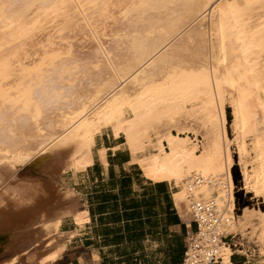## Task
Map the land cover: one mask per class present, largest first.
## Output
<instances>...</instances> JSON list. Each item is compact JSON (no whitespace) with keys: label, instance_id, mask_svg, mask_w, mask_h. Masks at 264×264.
<instances>
[{"label":"bare ground","instance_id":"1","mask_svg":"<svg viewBox=\"0 0 264 264\" xmlns=\"http://www.w3.org/2000/svg\"><path fill=\"white\" fill-rule=\"evenodd\" d=\"M256 10L264 0H0V164H31L55 180L5 183L0 173V252L28 235L38 244L29 264L56 262L63 244L36 230L72 207L56 180L93 165L102 132L124 140L145 180L171 186L186 226L196 205L211 208L217 232L236 247L252 210L234 213L231 147L242 190L264 201V14L253 24ZM182 115L208 126L203 149L169 138L168 151L158 142L145 154L153 126ZM106 152L98 149L103 167ZM254 212L264 260V212ZM88 221L81 211L77 229ZM231 249L220 247L218 264H230Z\"/></svg>","mask_w":264,"mask_h":264},{"label":"rangeland","instance_id":"2","mask_svg":"<svg viewBox=\"0 0 264 264\" xmlns=\"http://www.w3.org/2000/svg\"><path fill=\"white\" fill-rule=\"evenodd\" d=\"M259 11L260 10H256V11L252 12L250 15V17H251L250 19H251V22L253 24H257V22L260 21V17L264 14L263 11H260V12ZM261 63L264 64V54H263V58L261 60ZM263 81H264V77H263ZM180 118L178 119V121L174 122L172 125H168L165 123H163V125H162V123H160V124H157L156 126H153V128L151 130L152 132H149V136L151 139L148 137L147 140H145V143H147L146 144L147 146L145 148L144 153L147 155H150L152 153V151H154L156 149V145L158 144V142H161V145L164 144V145H162L163 149H165V151H168L169 147H167V146L169 144L167 143V141H169V140L172 141L170 143H175V144H176V142H177V144H185L186 143V145L188 147L190 144H191L190 146L196 145L195 146L196 149L199 148L197 150L201 151L204 147L203 144H206L207 141L209 142V139H211V137L208 138V136H211V133L209 132L210 130L208 129V126L203 124L200 120H198L197 117H195V118L191 117L188 119L187 116L182 115ZM183 118H185V119H183ZM226 118H227V125H226L227 135H228L229 139H232V129H231V125H230V121H231L230 109L226 110ZM177 125H178V127H177ZM254 131H256L257 133L262 132V130H260L258 127H256V129ZM204 132H206V133H204ZM156 136H158V137H156ZM163 136H164V138H162ZM171 136H173V137L171 138ZM152 137H154V138H152ZM160 138H162V139H160ZM175 138H177V139L175 140ZM185 138H187V139H185ZM246 140H247V143L249 144L250 143V137H248ZM149 142H151V145ZM196 142H197V144H196ZM200 143H202V145ZM124 144L125 143H124V140L122 138L121 139H115V138H113V136L111 135L110 132H102L101 135H99L95 138V145L92 149V157H93V161H94L93 164L96 163V164H99L100 166H102L100 163V160H99L98 149L103 148V147L106 148L107 151H109L106 154L107 155V158H106L107 161L110 160L112 163H116V162H119L121 160V158H119V157L116 159L110 158L111 154H116L115 151L117 149L115 151H112V149L115 147L119 148V150L117 152L127 154L129 156ZM152 144H154V145H152ZM150 146H151V148H150ZM148 149H149V151H148ZM231 155L233 157L232 160H233V166H234L233 169L231 168V175H233L232 180L234 183V190L233 191L238 192V191H240V188H239L240 186H241V190H242V175H241V169L239 166L240 164H238L239 163L238 152L236 151V149L234 147H231ZM106 159H105V161H106ZM130 160H131V158L129 156L128 163L130 162ZM100 166L97 168L96 172L103 174V177L105 178L104 168H106V167H103V166L100 167ZM136 169H137V171H139V173L141 175L139 168L136 167ZM114 170H115L114 175H116L117 171H116V169H114ZM0 173L2 175L6 176V179L4 180L5 183H6V180H7V182L12 181L14 184H16L20 181L31 182L33 180L36 181V180H40V179L44 180L48 183L55 181L53 179H51V180H53V181H51L50 177L44 175L43 173H40L39 171H36L34 166L31 164H27L25 166L16 168L13 166L12 163L6 162L3 164H0ZM88 175H90V174H88ZM92 175L93 176L95 175L94 170L92 172ZM56 183H61L62 186L60 187V190H67L69 192V196H68L69 198H68V201L66 204L72 205V207H74V209L72 207H70L68 210H66L60 214H56L55 215L56 218H55V216H53L54 218L53 217H50V218L46 217L44 220V226L42 228H39L38 230H36L37 231L36 236L37 237H45L44 239L52 238L55 241H57L58 243L63 244L64 249L62 250L60 257L56 260V262L54 264H87L88 252L86 249H84L82 247V243L80 241H78V239L75 237V234H76L75 232L83 230L82 229L83 227L80 229H77V225L75 223L76 222V215H79L82 211V210L78 209V205L80 203H86L87 199H89V198H91V199H89L91 204L96 203L95 198H94L95 195H92L90 193L95 191V190H99V189L109 190L111 187L109 186V184H108L109 182H107L106 179L102 183H94V182H91L87 179L86 173L83 172L81 174L73 175L70 170L63 172L60 175V181L58 182L56 180ZM242 191H241V195H242L243 199L250 202V207H258L259 208L263 205V203H264L263 199H260V198L257 199L252 195H251V197H249L248 193H245L244 191H243L244 192L243 193ZM80 201H82V202H80ZM73 203H74V205H73ZM70 209H72L73 211ZM248 209H250V208H248ZM243 210H242L241 214L239 215L240 217L241 216L243 217ZM250 210H252V214H251L252 217L250 216V218H249L250 220L245 218L240 222L242 224L239 226L237 233L234 236V239L232 240L236 246L233 248L234 255L232 257V260L236 261L238 264H242L243 261L245 263L248 262L250 264H263L264 260H263V258H260V254H259V251L263 247V245H261L262 242H261V240H259L258 221H256L254 219V218H256V219L258 218L256 216L257 214H255L254 211H258V210L261 211V210L257 209V208H251ZM83 212L84 211H82V213ZM262 212H264V211H262ZM239 216H237V217H239ZM87 223H89V221L84 222L83 224L85 225ZM73 229H75L76 231H74ZM62 230H65V231L71 230V232L64 234ZM253 231L255 232L254 233L255 235L252 233ZM34 235H35V232H34ZM25 236L27 237L28 235H24L22 237L20 236V237L16 238L14 241L8 240L6 242V244H8V246H10V250H7L5 252H0V264H29V262L27 261V255L32 254L34 252V250H36L38 244L33 243V240H27L28 237L26 238ZM155 248L156 247L154 246L153 243H147L146 241L139 242V244H135L132 241H125L122 244V247H120V250L123 252V255H122L123 257L118 261H112L111 258L114 255L112 253H110L109 258L111 261H109V263L110 264H116V263H118V264H130L131 260L129 259V257L127 255L131 254L132 251H134L133 252L134 254L132 256L130 255L131 257L137 256L140 253L139 251H141L144 256H150V254L155 255L154 254Z\"/></svg>","mask_w":264,"mask_h":264},{"label":"crops","instance_id":"3","mask_svg":"<svg viewBox=\"0 0 264 264\" xmlns=\"http://www.w3.org/2000/svg\"><path fill=\"white\" fill-rule=\"evenodd\" d=\"M111 154L112 159L121 158L119 162L112 163L106 159L105 178L103 174L97 173L92 175L93 170L88 167L84 172L87 179L94 183H102L108 179V173L119 177V173L128 174L129 182L120 187L118 200H131L132 209L127 210L131 215L127 220V231L138 237L140 242L146 241L153 243L156 247L154 254L144 256L141 251L140 257L133 259V264H180L184 247L185 222L178 216L172 203V192L174 191L167 183H153L145 180L140 175L134 165L129 164L127 154L117 152ZM109 151L106 152V154ZM98 166H100L98 164ZM102 167V166H100ZM114 169L117 174L114 175ZM90 174V175H88ZM116 190V189H115ZM104 190H95L90 194H102ZM91 199V198H89ZM86 203H80L78 209L86 211L89 223L83 226L82 231L75 232V237L82 243V247L88 252L87 264H110L109 261H118L123 256L120 250L125 242L123 222L109 223L105 218L107 212L97 211L90 200ZM97 201V200H96ZM82 202V201H80ZM106 211V210H105ZM76 231L75 229H73ZM63 233L71 232L62 230ZM120 234V240H115L114 236ZM119 242V243H117ZM114 256L109 258V254ZM118 264V263H116ZM232 264H238L232 260ZM242 264H245L243 261Z\"/></svg>","mask_w":264,"mask_h":264},{"label":"built area","instance_id":"4","mask_svg":"<svg viewBox=\"0 0 264 264\" xmlns=\"http://www.w3.org/2000/svg\"><path fill=\"white\" fill-rule=\"evenodd\" d=\"M195 213L188 226L185 225L184 247L180 264H218L219 250L222 245H229L232 250L230 235L217 232L220 220L208 207L195 206ZM234 213L235 210H234ZM233 253L229 256L232 264Z\"/></svg>","mask_w":264,"mask_h":264},{"label":"trees","instance_id":"5","mask_svg":"<svg viewBox=\"0 0 264 264\" xmlns=\"http://www.w3.org/2000/svg\"><path fill=\"white\" fill-rule=\"evenodd\" d=\"M116 155V154H115ZM98 164L94 163L92 165L91 170H94L98 168ZM133 168L136 169L134 166ZM234 166L232 167V169ZM232 179H233V175ZM240 180V179H239ZM107 182H109V186L111 187L109 190H104L102 194H96L95 195V202H98V205H94V208H96L97 211L102 210L103 212H107L105 218L109 220V223H118V222H123V229H124V237L125 241H132L135 244H139L140 240L137 237H133L131 233L127 231V220L131 219L128 218L131 215V212H128L127 210L132 209V204L130 203L131 200L124 201L122 200L123 197L118 200L119 196V190L122 185L125 186L126 183L129 182V176L128 174H124L122 172L119 173V177L113 176L111 172L108 173V179ZM99 183V182H97ZM240 191L235 192L233 191V197H234V205H235V212L236 215L239 216L242 212L243 209L245 208H257L260 209L261 211H264V203L261 207H250V202L246 201L243 199L241 195V186L239 187ZM116 189V190H114ZM243 192V191H242ZM244 193V192H243ZM249 197H251V194H248ZM97 200V201H96ZM106 210V211H105ZM122 236L120 234H117L114 236L115 240H120ZM119 243V242H117ZM134 251L131 252V254H128L127 256L131 260L130 264H133V259H136L137 257H140L141 255L138 254L137 257H131L134 253ZM131 255V256H130Z\"/></svg>","mask_w":264,"mask_h":264}]
</instances>
